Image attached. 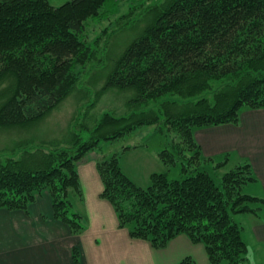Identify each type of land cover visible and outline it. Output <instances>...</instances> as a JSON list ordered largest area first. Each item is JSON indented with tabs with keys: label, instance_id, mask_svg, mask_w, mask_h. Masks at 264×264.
<instances>
[{
	"label": "trees",
	"instance_id": "trees-1",
	"mask_svg": "<svg viewBox=\"0 0 264 264\" xmlns=\"http://www.w3.org/2000/svg\"><path fill=\"white\" fill-rule=\"evenodd\" d=\"M115 0H0V130L28 129L75 88L93 50L85 18ZM109 7H111L109 9ZM153 23L127 48L104 90L131 93L126 114L105 113L54 142L22 140L0 149V210L28 211L48 193L55 218L75 235L85 221L78 164L102 140L143 126H163L169 148L158 153L164 171L136 184L115 156L98 169L102 197L119 226L162 250L179 236L205 246L209 264H248L249 247L233 214L257 212L264 199L244 193L255 182L241 164L218 183L205 170L195 130L238 125L244 109H264V0H151ZM106 16V15H105ZM175 132L176 136H173ZM182 163L183 178L169 172ZM226 162L215 168L223 170ZM74 255L78 260L79 252ZM190 257L180 264H194Z\"/></svg>",
	"mask_w": 264,
	"mask_h": 264
},
{
	"label": "crops",
	"instance_id": "crops-1",
	"mask_svg": "<svg viewBox=\"0 0 264 264\" xmlns=\"http://www.w3.org/2000/svg\"><path fill=\"white\" fill-rule=\"evenodd\" d=\"M56 1L63 4L70 0ZM194 136L205 158L217 163V159L232 153L237 156L236 167L251 164L256 181L249 184V194L264 199V109H244L238 125L196 129ZM96 149L78 164L82 198H73L74 209L84 218L85 231L75 235L67 224L55 218L48 193L40 195L27 212L1 209L0 264H179L185 256H192L180 255L183 245L192 246L185 237H177L161 251L132 238L127 229L119 226L114 207L102 197L104 184L98 164L103 158L92 153ZM158 153L153 158L164 171ZM258 211L253 214L256 222L249 232L254 244L263 246L264 212L261 208ZM243 232L245 229L242 235ZM142 250L150 255H135ZM156 252L163 255H154ZM202 260L208 264L206 255H202Z\"/></svg>",
	"mask_w": 264,
	"mask_h": 264
},
{
	"label": "rangeland",
	"instance_id": "rangeland-1",
	"mask_svg": "<svg viewBox=\"0 0 264 264\" xmlns=\"http://www.w3.org/2000/svg\"><path fill=\"white\" fill-rule=\"evenodd\" d=\"M49 2L55 7L65 4L57 3L56 0H49ZM115 2L116 6L109 7L111 9L108 15L103 7L95 16L91 14L85 18L87 42L91 45L93 53L75 88L50 113L33 123L28 129L0 130V149L12 147L22 140L54 142L66 139L70 136L71 130L80 129V123L81 126L83 124L91 126L105 113L121 115L128 112L131 93L116 89L105 91L104 87L118 59L132 42L148 29L155 18L148 8L151 0H115ZM161 128L163 126H143L122 138L102 140L99 147L92 153L101 156L103 160H110L116 156L129 178L140 186H147L150 182L148 176L151 173L163 172L153 156L169 148V138ZM171 133L176 136L175 132ZM127 148L135 150L129 152ZM236 160V154L231 153V155L217 159V163L206 164L205 170L209 171L219 183L222 174L236 167ZM227 161L229 165L223 170L215 168L218 163H227ZM182 178V163L178 162L171 168L169 179L180 180ZM250 189L248 184L244 188V193L249 194ZM251 207L257 213H260L258 211L260 208L264 212L261 203H254ZM261 216H264V213ZM233 218L241 229L246 231V233L243 232V238L250 250L248 264H264V244L263 246L254 244L249 232L252 224L256 222V217L253 213H248L233 214ZM179 237H185L192 245L191 247L183 245L180 255H192L190 258L194 260V264H203L202 255L207 256L205 246L193 243L186 235ZM147 243L152 245L150 242ZM161 253L156 252L154 255H163ZM135 255L150 254L142 250L135 252Z\"/></svg>",
	"mask_w": 264,
	"mask_h": 264
}]
</instances>
